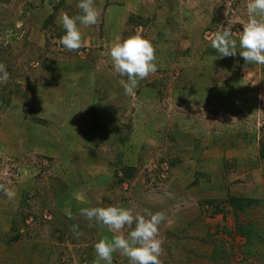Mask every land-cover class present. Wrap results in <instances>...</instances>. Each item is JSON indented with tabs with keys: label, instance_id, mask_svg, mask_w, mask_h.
I'll return each mask as SVG.
<instances>
[{
	"label": "rangeland",
	"instance_id": "rangeland-1",
	"mask_svg": "<svg viewBox=\"0 0 264 264\" xmlns=\"http://www.w3.org/2000/svg\"><path fill=\"white\" fill-rule=\"evenodd\" d=\"M145 4L146 26L130 29L133 4L124 29H114L118 42L129 30L155 47L157 71L129 95L103 34L93 47L61 44L59 18L79 13L76 0H0V63L10 74L0 84V185L16 193L0 190L6 264H93L94 244L112 233L79 210L107 205L167 213L161 264H264V65H246L239 53L220 57L210 44L226 27L239 39L247 0ZM31 25L43 34L40 45ZM120 160L132 178L117 184ZM231 195L255 201L238 220L248 247L232 207L215 214L206 203ZM16 230L21 239L7 242ZM113 264L129 261L117 251Z\"/></svg>",
	"mask_w": 264,
	"mask_h": 264
},
{
	"label": "clouds",
	"instance_id": "clouds-1",
	"mask_svg": "<svg viewBox=\"0 0 264 264\" xmlns=\"http://www.w3.org/2000/svg\"><path fill=\"white\" fill-rule=\"evenodd\" d=\"M76 7L80 9L77 15L71 16L64 12L59 18L65 30L60 41L68 50H76L81 46L80 26L97 24L101 14L95 0H76ZM246 10L248 18L239 36V50L237 40L227 27L223 31H216L210 44L220 57H234L239 53L246 65H264V0H247ZM109 56L115 71L127 78L121 83L129 95L134 93L140 80L157 71L155 47L149 38L139 33L115 43L109 50ZM9 76L6 66L0 63V84L6 83ZM0 190L9 199L16 195L3 185H0ZM79 211L90 222L95 220L112 233L110 237L102 236L94 244L97 259L93 264H101V261L113 264V254L117 251L128 258L129 264H161L159 257L163 240L159 232L160 225L167 220L165 211L152 212L145 208L143 213L133 214L131 208L118 205L83 207ZM125 227L131 229L126 235L122 232ZM78 229L79 225L71 226V231L77 237L81 234Z\"/></svg>",
	"mask_w": 264,
	"mask_h": 264
},
{
	"label": "crops",
	"instance_id": "crops-1",
	"mask_svg": "<svg viewBox=\"0 0 264 264\" xmlns=\"http://www.w3.org/2000/svg\"><path fill=\"white\" fill-rule=\"evenodd\" d=\"M118 1H120V0L114 1L115 2V3L113 2L114 5L110 8L109 5L113 4V3L107 4L106 0H98V1L95 0L96 7L99 9L101 14H100L99 20H98L97 24H95V26H84V29H87L89 32H87L86 34H83V31H82L81 46L93 47L94 45L101 42L100 36L103 34L104 46H110L111 47L112 45H114L115 43L118 42V40H116V37L113 35L117 34L119 29H121V30L124 29L123 19L125 16L124 8H126V5H127V7H130L131 5L134 4V7H135L133 10L129 9L131 11V12H129V15H131V14L142 15V13H144L143 11H145V9H146V6H144V5H146L145 0H124V3H119ZM135 4H136V6H135ZM41 8H42V10H45V9L47 10L46 7H40L38 10H41ZM78 10L76 8V11L80 12V9H78ZM115 12L117 13L116 15L113 14ZM50 13L48 15H50ZM39 14H40V11H39ZM48 15H46L45 17H47ZM113 17H114V19H113ZM55 21H56V19H55ZM80 28L83 29V26L81 25ZM116 28L118 31L114 30ZM31 29H32L31 34H33L35 36V39L33 40V38H32V41H34L36 44L40 45L42 40H44L43 34L39 31V29H36L32 25H31ZM114 38L116 41L114 40ZM121 38H122V35H120V39ZM91 102H93V98H91L90 103ZM103 102L105 103V105L107 107H109V104H107L105 102V100H103ZM103 102H100L101 106H103V104H104ZM223 140H224V137H223ZM213 141L215 144L217 143L216 140H213ZM108 182H109V180L104 181V183H108ZM0 216L2 218L1 214H0ZM0 222H1V219H0ZM6 224H7L6 222L0 223V243L3 242V236H4V234H6V232H5L7 229ZM0 253H3V252L1 251ZM6 263L7 262H6L5 258L3 260V257L2 258L0 257V264H6Z\"/></svg>",
	"mask_w": 264,
	"mask_h": 264
},
{
	"label": "trees",
	"instance_id": "trees-1",
	"mask_svg": "<svg viewBox=\"0 0 264 264\" xmlns=\"http://www.w3.org/2000/svg\"><path fill=\"white\" fill-rule=\"evenodd\" d=\"M54 17V15H52V18ZM128 22H129V27L130 29L133 31V28L138 26V25H144L146 26L147 25V21L143 20L142 16L140 15H134V14H131L128 16ZM129 32V30L127 32H125V38H128L129 36L131 35H134L133 32ZM237 42L239 41V39H236ZM34 47V45H32ZM39 53H41V55L43 56L44 53L42 51V49L38 46V50H37ZM110 121V120H109ZM111 124H115V121H110ZM110 131H112L114 128H116L117 126L115 127H109ZM117 131V129H116ZM119 131V141L120 143H124L125 142V138H123L122 134H123V130H120L118 129ZM115 132H113L112 134H114ZM174 138V137H173ZM175 140H177V136L175 134ZM260 157L261 158H264V136L263 138L261 139L260 141ZM201 149V148H200ZM198 150V149H195V151L197 152H200L201 150ZM196 155L198 156V154L196 153ZM178 160V159H177ZM171 167L172 166H175V162H171L170 163ZM130 170H131V166H126L123 164V161L120 160L119 164H118V168L114 169V176H116L118 178V176L120 174H122V177H119L118 178V181L116 182L117 184L120 182H123V181H129L128 179L132 178L131 173H130ZM255 201L252 200V199H249V198H246V197H239V196H236V195H231L229 198H226L225 201L223 202H217V201H214V200H208L206 201L207 204H209L210 206L214 207V213L217 214V213H223L225 212L223 210V208L226 206V205H230L235 213V219L237 220V223H238V232L240 235L244 236L246 238V244H244L245 246H249L251 243H252V238H251V235L250 233L248 232V229L243 227L242 225H240L239 223V217H240V214L243 213L244 211L247 210V207H250V205H252ZM12 227V226H11ZM16 233L9 237L8 238V241L9 243L11 242H16L18 241L19 239H21V234L18 230L15 231ZM214 262H217L218 259H214L213 260Z\"/></svg>",
	"mask_w": 264,
	"mask_h": 264
}]
</instances>
